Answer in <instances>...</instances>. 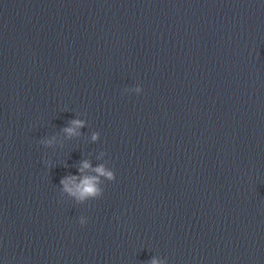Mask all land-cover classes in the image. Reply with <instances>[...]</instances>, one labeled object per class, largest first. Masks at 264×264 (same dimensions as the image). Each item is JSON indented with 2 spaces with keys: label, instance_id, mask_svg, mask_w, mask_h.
Returning a JSON list of instances; mask_svg holds the SVG:
<instances>
[{
  "label": "water",
  "instance_id": "95a60500",
  "mask_svg": "<svg viewBox=\"0 0 264 264\" xmlns=\"http://www.w3.org/2000/svg\"><path fill=\"white\" fill-rule=\"evenodd\" d=\"M153 258L264 264V0H0V264Z\"/></svg>",
  "mask_w": 264,
  "mask_h": 264
},
{
  "label": "clouds",
  "instance_id": "9594fccd",
  "mask_svg": "<svg viewBox=\"0 0 264 264\" xmlns=\"http://www.w3.org/2000/svg\"><path fill=\"white\" fill-rule=\"evenodd\" d=\"M126 92H134L136 94H140L142 92V88L137 85L134 88L131 89H125ZM71 125L74 127H66L63 129L69 136L77 134L75 132L76 128H80L84 126V121L80 119L72 120ZM96 133L93 134L92 139H97ZM48 143H51V141H48ZM90 167V164L85 161L83 162V167L80 169L82 172L84 169H87ZM95 173H97V176H85L82 179L79 180V183L77 184V188L75 191H73L72 188H70L68 185L70 182L76 181L78 178L76 177H65L60 181L62 185H64V191L68 192L69 195L74 196L78 202H84L89 199L94 200L98 199L103 196V189L99 186L100 180L99 177L103 176L106 177L108 181H115L116 176L113 170H106L104 165H100L94 169ZM79 223L83 226L87 223V219L83 216L79 218ZM149 264H166V261L162 262L159 261L156 258H153Z\"/></svg>",
  "mask_w": 264,
  "mask_h": 264
}]
</instances>
